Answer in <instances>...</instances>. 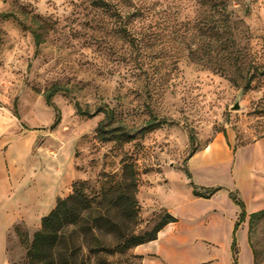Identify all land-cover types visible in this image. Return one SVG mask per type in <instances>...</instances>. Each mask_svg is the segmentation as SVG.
<instances>
[{
    "label": "rangeland",
    "instance_id": "374dc122",
    "mask_svg": "<svg viewBox=\"0 0 264 264\" xmlns=\"http://www.w3.org/2000/svg\"><path fill=\"white\" fill-rule=\"evenodd\" d=\"M158 1L156 41L133 61L135 51L109 22L99 28L88 21L80 0H0V108L17 118L11 132L18 142H34L36 172L65 177L62 197L75 181L99 191L132 163L136 232L185 203L190 181L228 190L237 183L241 198L242 182L253 173L264 190V0H226L234 9L236 42L226 60L213 64L198 59L206 52L199 29L207 18L196 14L195 0H175L183 8L170 20L163 8L173 3ZM247 74L251 83L243 88ZM52 85L63 90L49 105L45 94ZM236 102L239 108L232 109ZM75 104L100 111L78 115ZM100 124L106 140L98 136ZM213 145L219 152L210 150ZM17 226L8 235V263L29 264L32 235ZM249 235L264 259V215L253 220Z\"/></svg>",
    "mask_w": 264,
    "mask_h": 264
},
{
    "label": "trees",
    "instance_id": "16d2710c",
    "mask_svg": "<svg viewBox=\"0 0 264 264\" xmlns=\"http://www.w3.org/2000/svg\"><path fill=\"white\" fill-rule=\"evenodd\" d=\"M173 5L164 6L163 11L170 20L177 16L182 4L170 0ZM168 0L165 1V4ZM80 6L87 15L88 21H94L99 28L110 23L115 36L126 42L135 54L133 61L141 60L145 47H152L156 41L157 16L160 3L158 0H80ZM196 14L207 20L203 30L206 52L198 59H205V64L213 61H224L231 55L230 46L235 43L236 32L233 29L232 14L226 0H195ZM166 20V19H165ZM106 22V23H105ZM188 24L185 22L184 24ZM36 45L39 35L32 30ZM197 53H192V57ZM218 62V63H219ZM260 73H264V68ZM251 76L242 82L243 88L249 87ZM63 90L59 85H52L45 94L46 103L51 105V98ZM78 115L92 117L98 111L88 112L75 104ZM56 111L54 124L59 121V109ZM106 118L111 119L113 111L103 110ZM101 140H106L108 130L100 124L97 128ZM123 139V138H122ZM126 137L122 141H128ZM189 177V173H187ZM192 194L197 197L209 198L221 186L197 187L192 181ZM137 178L134 165L124 163L117 181L103 186L99 191L89 188L84 181L72 183V191L65 197H58L54 207L41 218L40 227L32 234L27 246L26 259L29 264H141L142 256L131 252L136 246L156 239L158 231L170 222L176 221L168 211H164L151 229L136 232L139 205L135 198ZM230 199L240 208L235 228L244 221L246 211L236 191L228 192ZM264 215V209L250 213L248 216V240L253 253L254 264H264L258 258L250 241V229L253 220ZM15 227H18L17 225ZM24 236L29 234L25 229ZM234 263L236 262L235 239L231 243Z\"/></svg>",
    "mask_w": 264,
    "mask_h": 264
},
{
    "label": "crops",
    "instance_id": "0c3cea01",
    "mask_svg": "<svg viewBox=\"0 0 264 264\" xmlns=\"http://www.w3.org/2000/svg\"><path fill=\"white\" fill-rule=\"evenodd\" d=\"M13 127H17V118L0 108V264H9L7 243L12 228L21 225L32 235L65 188L62 174L36 172L34 142H18L17 133L11 132ZM210 150L220 149L213 145ZM250 175L249 180L242 182L241 198L237 195L246 211L237 228L240 208L230 199V189H221L209 198L191 193L185 203L165 208L176 221L163 226L156 239L133 249L142 256L141 264H254L248 216L264 209V190L255 185L254 174ZM238 190L236 183L234 191Z\"/></svg>",
    "mask_w": 264,
    "mask_h": 264
},
{
    "label": "water",
    "instance_id": "95a60500",
    "mask_svg": "<svg viewBox=\"0 0 264 264\" xmlns=\"http://www.w3.org/2000/svg\"><path fill=\"white\" fill-rule=\"evenodd\" d=\"M239 108V104H238V102H236L235 104H234V106L232 107V109H238Z\"/></svg>",
    "mask_w": 264,
    "mask_h": 264
}]
</instances>
